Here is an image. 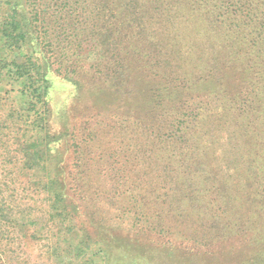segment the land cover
<instances>
[{"label":"trees","instance_id":"obj_1","mask_svg":"<svg viewBox=\"0 0 264 264\" xmlns=\"http://www.w3.org/2000/svg\"><path fill=\"white\" fill-rule=\"evenodd\" d=\"M6 106L0 264H264V0H0Z\"/></svg>","mask_w":264,"mask_h":264},{"label":"rangeland","instance_id":"obj_2","mask_svg":"<svg viewBox=\"0 0 264 264\" xmlns=\"http://www.w3.org/2000/svg\"><path fill=\"white\" fill-rule=\"evenodd\" d=\"M62 46V47H67V48H71L77 44H55V46ZM89 44H83L84 47H87ZM90 59L94 60L97 58V56L94 54V52H92L90 54ZM53 58V57H52ZM74 57H69V59H73ZM53 59H56L55 57ZM68 59V58H67ZM54 86H55V95H54V103H55V106L57 108H59L58 110H61L65 108L66 105H68V102L71 101V89H72V86L70 85V83H67L66 80H64L62 77H59L57 76L55 78V81H54ZM6 99L9 98V95L6 94ZM106 98V97H104ZM9 101V99H8ZM100 102V101H99ZM114 101H111V100H107V99H104V101L102 103H100L99 105V108L100 109H104L106 111H110V110H115V108L117 107V103H113ZM98 104V103H97ZM78 109H77V116L78 118L76 119L78 122H81V121H85V118L88 117V115H94V119H97L95 118V114L97 113L98 109H95V108H90L86 105H84L83 107H80V106H77ZM56 110V108H55ZM104 111V112H106ZM100 112V111H98ZM7 113H8V108L7 106L5 108H0V161L5 157V155L7 154L6 150L4 149L5 145L4 143L8 142V140L10 139V141L12 140V136L15 135V131H14V128L10 127L9 126V121H7ZM59 115H60V112H59ZM67 116L64 117V119L66 118ZM63 119V120H64ZM62 120V121H63ZM60 121V120H58ZM22 132V131H21ZM4 140V141H3ZM109 145H115V147L117 146V144H113V143H110ZM109 146L106 145V144H98V145H95V146H92L90 150H95V155L93 156V154L90 156V157H95L97 158L96 160V163H99V159L97 157V155L99 154V152L101 150H104V152L106 153L107 150H108ZM129 148H131L130 150H133V153L135 152V149L133 146H129ZM73 149L75 150V147L73 146ZM16 155H14L13 157L14 158H18L20 159L21 157V154L20 153H14ZM77 155L73 154V152L70 153V156H69V160L70 163L74 162L75 160V157ZM135 155H133L131 161H132V168L134 169V172L133 173H137L138 172V168L136 167V165L133 163V158H134ZM119 166H122V163H125V160L126 158L123 157V155H120L119 156ZM100 163H105V161H100ZM17 164H20L19 162ZM4 169H0V174L3 173ZM12 171H14V173L18 174V175H23V172H25V170L23 169H18V168H14L12 169ZM99 169H97V167H94V166H91L90 169L87 170L89 176H93V178H96L99 176ZM115 171L112 170V169H108V167L106 166V168L102 169V173L105 174V175H108V174H112L114 173ZM131 174V173H130ZM106 182L104 179L101 180V182ZM108 185H105V186H101V194H104L106 193L107 191L111 190V185L113 184L112 182H107ZM106 200V199H105ZM109 199H107L108 201ZM29 204L31 203H35V200L34 199H30L28 200ZM192 247V246H191ZM189 245H188V248H191ZM240 248L243 250V249H246L245 246L243 248V244L240 246ZM221 254H217V258L216 256L214 257V259H211L209 261L208 264H234V262L237 260V259H242L243 257V254H238V256L234 257V260L232 258L233 254H230V251H228L227 249H221ZM223 250H225L226 252H224ZM40 251H42V248H41V245L38 246V249L36 250V253L38 254ZM158 256H160L159 260L156 259V261L154 262V264H160V262L162 261L163 264H178L176 261L175 263L171 262L168 258L167 255L163 254H158ZM160 261V262H159ZM161 263V264H162ZM42 264H45V262H42ZM143 264H145L143 262Z\"/></svg>","mask_w":264,"mask_h":264}]
</instances>
